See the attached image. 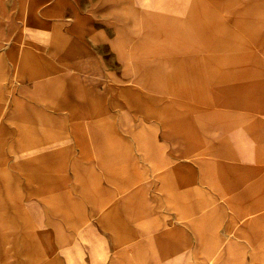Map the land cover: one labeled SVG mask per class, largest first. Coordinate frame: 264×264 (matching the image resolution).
<instances>
[{
	"label": "crops",
	"instance_id": "obj_1",
	"mask_svg": "<svg viewBox=\"0 0 264 264\" xmlns=\"http://www.w3.org/2000/svg\"><path fill=\"white\" fill-rule=\"evenodd\" d=\"M235 10L204 44V14ZM198 61L260 78L225 128L119 116L109 79ZM0 264H264V0H0Z\"/></svg>",
	"mask_w": 264,
	"mask_h": 264
},
{
	"label": "rangeland",
	"instance_id": "obj_2",
	"mask_svg": "<svg viewBox=\"0 0 264 264\" xmlns=\"http://www.w3.org/2000/svg\"><path fill=\"white\" fill-rule=\"evenodd\" d=\"M137 2L138 0H125L120 4L116 3V0H109V7L125 13L130 6L132 7ZM128 16L134 21L138 19L137 16ZM243 16L244 14L237 10L221 15L204 14L203 23L198 29L203 43L226 45L233 27H237L236 23L249 20V16L247 18ZM129 38L130 36H128ZM127 57L131 59L130 55ZM198 62L203 65L201 63H183L178 70L174 68L161 70L158 75L140 73L109 79V90L113 91L114 87H118L120 92L119 116L125 118L147 117L145 112L148 109L157 111L158 107L165 105V111L168 112H160L159 117L172 118L175 116L173 112H177L180 117H198L205 124L211 123L225 128L229 102H238L242 96V88L246 85L251 91L252 88L259 85L260 78L245 79L234 76V72L232 69L230 71L228 67V62ZM155 63H158V60L150 62V64ZM121 67L120 63L115 62L108 54V69L120 71ZM113 96V93L111 94L109 91V98L111 99ZM110 99L109 101H111ZM169 112L172 114L168 115ZM225 136L221 135V138ZM219 170L221 178L226 183L227 161L222 157ZM228 195L227 189L220 194L221 230L228 229L226 218Z\"/></svg>",
	"mask_w": 264,
	"mask_h": 264
}]
</instances>
